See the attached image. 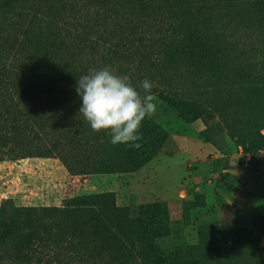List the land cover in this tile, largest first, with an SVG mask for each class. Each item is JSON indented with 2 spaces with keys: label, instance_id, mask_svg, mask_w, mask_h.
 Instances as JSON below:
<instances>
[{
  "label": "trees",
  "instance_id": "trees-1",
  "mask_svg": "<svg viewBox=\"0 0 264 264\" xmlns=\"http://www.w3.org/2000/svg\"><path fill=\"white\" fill-rule=\"evenodd\" d=\"M22 0H0L17 10ZM92 1V0H90ZM103 9L106 35L84 27L66 39L39 26L21 41L29 62L5 65L0 46V160L58 156L74 174L135 172L162 154L170 133L153 116L140 129L139 148L113 145L79 114L78 78L109 67L134 86L148 79L160 109L188 123L224 156L264 150V0H93ZM14 8V9H13ZM12 89L20 93L14 102ZM229 190L244 188L230 172ZM183 203L175 227L166 201L120 205L114 190L67 197L62 205L0 204V259L50 264L51 255L76 264H264L256 219L252 227L200 222L197 240L183 236L191 210ZM263 221V220H262ZM61 262V261H60ZM65 264H68L67 262Z\"/></svg>",
  "mask_w": 264,
  "mask_h": 264
},
{
  "label": "rangeland",
  "instance_id": "rangeland-1",
  "mask_svg": "<svg viewBox=\"0 0 264 264\" xmlns=\"http://www.w3.org/2000/svg\"><path fill=\"white\" fill-rule=\"evenodd\" d=\"M15 6L17 10L8 11L10 7L0 8V46L6 53L5 65L10 70L16 69L17 75H20L21 66L31 58L30 54H23L20 50L21 41L27 37L25 30L32 31L41 26L45 31H52L66 39L80 40L85 35L83 30L86 25H93L90 31L98 38L100 35H106L111 29V25L105 23L106 15L103 9L93 0H22ZM3 92L0 90V95H4ZM9 93L13 94L14 102L22 101L20 93H16L14 89ZM155 97L157 111L153 117L175 140L177 149L173 153L163 152L141 168L138 176L134 173L74 174L58 156L3 159L0 160V204L5 199L12 198L20 205H62L67 197L73 195L114 189L120 205H133L160 200L163 194L159 193L158 187L164 189L166 194L173 193L177 185L193 176L200 167L205 140L200 134H196L193 124L186 122L176 113L163 112L160 109V99ZM195 122L205 125L201 119ZM169 147H172L170 143L167 148ZM241 168L240 179L244 188L234 190L235 195L238 199L242 198L243 204L253 203L256 211L262 212L264 163L258 164L255 158L253 161L243 160ZM146 178L149 179L148 182ZM145 182L146 186L154 185L146 190L143 187ZM181 196H186L185 190H182ZM179 222L174 220L175 227ZM200 222L216 223L213 214H208ZM260 222L259 227H262L264 219ZM182 234L190 242L197 240L195 225L185 227ZM258 234L264 244V229L258 231ZM50 255V264H69L75 260L64 256L59 260L53 254ZM0 264L13 263L0 259Z\"/></svg>",
  "mask_w": 264,
  "mask_h": 264
},
{
  "label": "crops",
  "instance_id": "crops-1",
  "mask_svg": "<svg viewBox=\"0 0 264 264\" xmlns=\"http://www.w3.org/2000/svg\"><path fill=\"white\" fill-rule=\"evenodd\" d=\"M191 124H193L196 129V134H200V131L205 128V125L198 124L197 122H192ZM169 143L172 147L168 149L167 146ZM176 149L177 144L170 135L163 152L170 151V153H173ZM254 158L257 160L258 164H263L264 150L255 154H244L240 148L239 151L229 156H224L214 145L205 141V149L202 152V157L199 162L200 167L196 169L193 176L177 185L174 192L171 194H166L164 189L161 190L160 187L157 186L159 193L163 194L162 198L158 201H166L169 204L173 222L174 220L181 221L183 219V203L186 201H196V196L203 193L205 195V205L191 210L192 222L189 226L195 225L196 233L199 222L204 219V217L208 216V214H213L214 220L219 227H252L255 225L258 217H264V210H262V212H257L253 203L249 202L243 204L242 198L238 199L235 195V191L229 190L228 187L222 183L221 174L230 172L235 174L238 178H241L242 161H253ZM190 167L192 166L190 165ZM141 170L142 169H139L130 173H134L135 176H138ZM144 172L145 171H143V175H145ZM208 173L211 174L208 175ZM148 178H146L147 182L149 181ZM147 182H145V184L143 183V187L149 190L154 184L146 186ZM182 190L186 191L185 197L181 196ZM174 212L176 213L175 215Z\"/></svg>",
  "mask_w": 264,
  "mask_h": 264
},
{
  "label": "clouds",
  "instance_id": "clouds-1",
  "mask_svg": "<svg viewBox=\"0 0 264 264\" xmlns=\"http://www.w3.org/2000/svg\"><path fill=\"white\" fill-rule=\"evenodd\" d=\"M153 88L148 79L134 86L128 76L117 75L107 66L90 68L76 85L82 101L79 114L95 132H108L113 145L139 148L142 122L157 111Z\"/></svg>",
  "mask_w": 264,
  "mask_h": 264
}]
</instances>
